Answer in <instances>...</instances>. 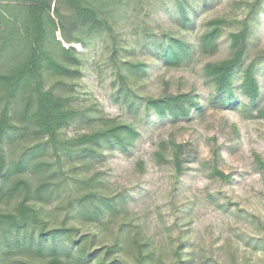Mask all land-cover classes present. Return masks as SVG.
Listing matches in <instances>:
<instances>
[{
	"label": "trees",
	"instance_id": "1",
	"mask_svg": "<svg viewBox=\"0 0 264 264\" xmlns=\"http://www.w3.org/2000/svg\"><path fill=\"white\" fill-rule=\"evenodd\" d=\"M210 1L200 0L199 5L207 7ZM0 2H6L0 10V264H192L187 241L176 240L168 261L151 237L143 235L140 225L125 219L114 240L102 246L95 230L105 218L111 222L121 216L123 200L104 194L100 174L80 178L66 170L75 160L89 167L106 153L129 152L141 135L135 123L110 119L99 105L76 106L83 57L75 44L87 48L88 40L104 34L112 37V100L133 116L177 123L203 111L198 95H175L169 86L161 97L139 96L136 82L145 77L148 65L119 64L116 17L133 4L146 6L152 0ZM174 4V28L145 33V48L167 67L177 68L198 55L216 54L227 42L228 57L201 69L211 88L208 102L217 109L233 108L248 118L264 120V50L256 52L264 0L242 1L241 19L223 15L207 20L196 41L188 38V31L195 27L192 11L197 12V5L191 0H174ZM63 42L70 47H63ZM50 78L61 84L50 86ZM73 126H86L88 131L68 139L64 131ZM155 157L158 163L170 160L177 180L188 171L187 152L173 140L162 141ZM217 159L212 175L230 181L232 177L218 168ZM254 164L264 171L261 155H254ZM61 199H68L61 208L65 218L56 224L48 207ZM74 222L88 226L89 231L83 232ZM200 259L203 264H222L212 254H202Z\"/></svg>",
	"mask_w": 264,
	"mask_h": 264
},
{
	"label": "rangeland",
	"instance_id": "2",
	"mask_svg": "<svg viewBox=\"0 0 264 264\" xmlns=\"http://www.w3.org/2000/svg\"><path fill=\"white\" fill-rule=\"evenodd\" d=\"M165 1L167 6L161 0H152L146 6L136 3L116 17L114 38L120 50L119 64L148 65L145 77L136 82L139 96L158 98L169 86L168 91L175 95L190 92L198 95L203 111L177 123L147 120L143 114L133 116L112 100L111 85L115 80L112 37L104 34L88 40L87 48L75 44L83 57V77L75 88L76 106L83 109L99 105L110 119L135 123L141 135L129 152L106 153L89 167L75 160L66 170L80 178L100 174L104 194L123 200L125 210L121 216L111 222L110 217L105 218L95 230L102 246L114 240L125 219L140 225L143 235L151 237L153 245L165 252L168 261L172 259L171 246L182 238L188 243L186 252L192 264H203L202 254L205 257L212 254L222 264H264V171L254 164L255 154L264 159V120L248 118L233 108L217 109L208 102L211 88L201 69L206 63L228 57L227 42L216 54L198 55L177 68L167 67L145 48V33L160 34L174 28L177 12L174 0ZM191 1L197 5V12L192 11L195 27L188 31L192 41L197 40L204 23L211 18L244 17V9L238 8L244 0H212L207 7L199 5L200 0ZM5 4L0 2V10ZM261 19L263 23L257 28L261 42L256 52L264 50V15ZM57 36L61 39L60 32ZM62 46L70 47L65 42ZM49 80L50 86L61 84L57 78ZM87 131L86 126H73L64 131V136L71 139ZM170 140L184 146L190 162L188 171L178 180L170 160L158 163L155 157L160 143ZM217 151L220 155L216 157ZM13 152H18L17 147ZM216 158L218 168L232 177L230 181L212 175ZM67 202L68 199H61L48 207L56 224L65 218L61 208ZM73 224L85 233L90 229Z\"/></svg>",
	"mask_w": 264,
	"mask_h": 264
}]
</instances>
